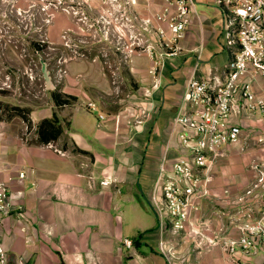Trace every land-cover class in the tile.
<instances>
[{
    "label": "crops",
    "instance_id": "crops-1",
    "mask_svg": "<svg viewBox=\"0 0 264 264\" xmlns=\"http://www.w3.org/2000/svg\"><path fill=\"white\" fill-rule=\"evenodd\" d=\"M160 3L155 0L151 9ZM141 10L147 8L141 5ZM179 45L176 53L164 56L155 74L149 72V53L131 56L129 67L138 81L135 105H106L101 96L112 85L102 64L73 59L62 74V91L75 99L31 109L30 129L18 116L0 120V178L13 191L20 190L14 202L23 204L21 213L5 217L0 225L10 264L17 256L28 264H173L159 248L166 235L153 208V184L162 155L176 153L172 118L189 75L222 74L232 57L217 0H194ZM89 100L94 109L84 105ZM53 115L62 133L38 142L37 122ZM236 119L242 132L226 146V154L264 134V114L244 113ZM235 154L240 162L264 164V143ZM20 169L23 178L17 176ZM238 176L247 177L244 171ZM263 191L259 183L253 189L255 196ZM124 237L132 240L131 246L122 243ZM193 258L196 264H235L218 247L200 250ZM251 261L264 264V256Z\"/></svg>",
    "mask_w": 264,
    "mask_h": 264
},
{
    "label": "built area",
    "instance_id": "built-area-1",
    "mask_svg": "<svg viewBox=\"0 0 264 264\" xmlns=\"http://www.w3.org/2000/svg\"><path fill=\"white\" fill-rule=\"evenodd\" d=\"M96 2L94 22L90 23L95 25L94 30L129 34V37L135 31L141 32L139 40L130 41L126 47L130 52L149 53L152 74L157 72L165 55L174 54L180 48L179 37L189 23V11L194 4V0H162L151 9L155 0ZM217 3L222 10L224 34L233 47L232 57L222 74L194 72L189 75L172 118L176 153L173 156L164 153L158 163L152 204L161 231L167 222L183 229L186 224H193V220H204V231L194 227L196 242L217 246L235 264H256L251 261L252 257L264 256V191L257 195L261 197L257 207L241 204L221 225L215 220L203 219L199 212L211 196L214 167L226 155V146L240 138L242 127L237 116L264 114V0H217ZM141 5L147 10L142 11ZM82 14L80 19L85 22L88 17ZM86 106L94 109L96 104L89 100ZM98 116L103 115L99 112ZM25 174L22 169L17 171L19 178ZM258 181L264 186L262 172ZM257 186L258 182L254 187ZM19 193L20 190L13 191L0 178V225L5 217L23 210L22 203L14 202ZM246 193H253V187ZM242 194L236 203L239 199L245 200V193ZM122 243L131 246L132 240L124 237ZM159 248L169 259L162 243ZM0 264H10V254L2 244L1 234ZM14 264L28 262L23 256H17Z\"/></svg>",
    "mask_w": 264,
    "mask_h": 264
},
{
    "label": "rangeland",
    "instance_id": "rangeland-1",
    "mask_svg": "<svg viewBox=\"0 0 264 264\" xmlns=\"http://www.w3.org/2000/svg\"><path fill=\"white\" fill-rule=\"evenodd\" d=\"M96 1L0 0V120L9 121L14 116L22 120L19 115L6 118L9 112L6 103L26 106L30 110L45 109L54 102L53 91L64 96L62 74L67 62L73 59L97 60L102 64L112 85L111 91L101 96L106 105L124 109L126 105L136 104L132 94L138 81L131 73L129 61L141 50L130 52L126 44L138 41L143 34L135 31L129 37V34L94 30L95 25L91 24L97 10ZM73 9L79 12L74 13ZM83 12L88 17L85 22L80 19ZM41 60L46 63L51 86L47 85ZM253 139L255 142L244 144L234 152H252L259 142L264 143V134ZM235 153L229 151L214 167L211 196L199 211L203 219L215 220L218 225L226 222L221 218L235 214L241 204L257 207L261 199L246 192L260 182L261 172L264 176V164L256 160L240 162ZM238 171L245 172V180L238 176ZM242 193H245V200L239 199L236 203ZM202 221L193 220V224H186L183 229H176L167 222L163 250L173 264H196L193 255L208 247L204 241L196 242L193 237L196 235L194 227L206 229Z\"/></svg>",
    "mask_w": 264,
    "mask_h": 264
},
{
    "label": "trees",
    "instance_id": "trees-1",
    "mask_svg": "<svg viewBox=\"0 0 264 264\" xmlns=\"http://www.w3.org/2000/svg\"><path fill=\"white\" fill-rule=\"evenodd\" d=\"M52 96L54 99V103L56 105H62L64 103H68L76 98L75 95L65 93L64 96H61L59 92L53 91ZM5 107H9V112L7 113L6 118L9 119L14 115H19L27 125V129H30L32 126V120L29 116L30 109L26 106L13 104L9 106L7 103ZM37 140L40 143H47L51 140L56 139L63 131V127L61 123L58 121L56 115L52 117H42L37 122Z\"/></svg>",
    "mask_w": 264,
    "mask_h": 264
},
{
    "label": "water",
    "instance_id": "water-1",
    "mask_svg": "<svg viewBox=\"0 0 264 264\" xmlns=\"http://www.w3.org/2000/svg\"><path fill=\"white\" fill-rule=\"evenodd\" d=\"M41 66H42V70L45 75V78L47 80V85L51 86V83L49 82L48 70L46 69V63L43 60H41Z\"/></svg>",
    "mask_w": 264,
    "mask_h": 264
}]
</instances>
